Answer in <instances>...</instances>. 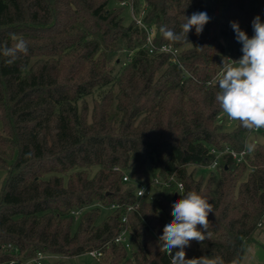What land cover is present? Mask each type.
Returning a JSON list of instances; mask_svg holds the SVG:
<instances>
[{"label": "trees", "instance_id": "16d2710c", "mask_svg": "<svg viewBox=\"0 0 264 264\" xmlns=\"http://www.w3.org/2000/svg\"><path fill=\"white\" fill-rule=\"evenodd\" d=\"M110 1L0 0V48L14 45L13 34L28 45L11 65L0 54V170L7 173L0 264L93 250L100 264H171L159 237L178 199L157 187L154 200L140 199L136 183L174 172L184 194L196 191L214 205L211 236L191 241L186 259L241 264L264 221V132L241 163L224 153L217 177L196 178L188 168H207L212 150L248 145L254 129L239 121L228 129L214 78L224 57H242L230 22L251 37L254 17L264 22V0H116L131 2L133 16L143 13V26L126 23V6L110 9ZM200 11L210 21L200 35L189 32V43L172 44L159 32L178 33L184 16ZM147 28L156 48L172 46L177 56L150 53ZM103 209H111L104 219ZM125 228L129 249L114 242Z\"/></svg>", "mask_w": 264, "mask_h": 264}, {"label": "clouds", "instance_id": "9594fccd", "mask_svg": "<svg viewBox=\"0 0 264 264\" xmlns=\"http://www.w3.org/2000/svg\"><path fill=\"white\" fill-rule=\"evenodd\" d=\"M209 21L206 11L194 12L190 17L184 16L178 33L166 26H161L159 32L172 44L188 42L189 32L194 28L200 35ZM230 25L236 40L242 44V57L238 60L223 58L221 72L214 81L218 85L215 100L228 119L239 121L243 128H264V22L259 15L254 17L251 37L238 22L231 21ZM11 39L15 41L13 46L0 48V54L7 58L5 62L9 65L19 54H28L27 42L22 37L13 34ZM254 147L247 145L249 151ZM212 212L214 205L196 191H188L172 205L173 219L164 226L159 237V250L171 257V264H225L219 256L186 259L185 248L191 241L203 242L211 236L208 216Z\"/></svg>", "mask_w": 264, "mask_h": 264}, {"label": "built area", "instance_id": "2783aa9c", "mask_svg": "<svg viewBox=\"0 0 264 264\" xmlns=\"http://www.w3.org/2000/svg\"><path fill=\"white\" fill-rule=\"evenodd\" d=\"M131 2H123L121 3L122 6H127L130 5ZM132 10V8H131ZM143 13H141L140 16H133L134 20L136 21L137 24L143 26L142 22V17ZM147 43L146 47L149 49L150 53L154 52H161V53H167L171 54L173 57H176L177 54L179 53L178 49L173 48L172 46L169 45H163L159 48H156L155 45L153 44V36H154V30L147 28ZM215 81V78H214ZM228 121L232 122L233 120L228 119ZM255 131L257 129H254ZM212 153L215 155L214 159L209 163L207 166L208 169L210 170H216L219 166L220 163V158L224 153H228L232 156V158L237 162L241 163L244 160V157L249 153V150L247 147H245L242 151L236 152L231 149H226L225 151H216L212 150ZM115 170H118V168H115ZM123 180L125 182H129L131 179L129 175H125L123 177ZM136 194L138 198L143 199V198H148L149 200H154V191L155 188L163 189V188H168L170 189V194L171 197L174 199H180L181 196L184 194V184L178 179L176 172H174L167 180H161L158 177L153 178L150 182H145V181H140L136 183ZM112 208H115L113 206ZM128 211L133 210V207L130 206L127 208ZM80 212H73V215L79 216ZM124 222L127 221V218L124 217L123 219ZM114 242L116 244H123L125 245L126 248H130V242H129V231L127 228L123 229L115 238ZM89 254L94 257V258H100L102 256V253L98 250H93L89 252ZM46 253L43 252H38L37 255L32 258L31 260L21 263V264H29L30 262H35L37 264H41L42 260L46 257ZM10 264H15V262H11Z\"/></svg>", "mask_w": 264, "mask_h": 264}, {"label": "rangeland", "instance_id": "374dc122", "mask_svg": "<svg viewBox=\"0 0 264 264\" xmlns=\"http://www.w3.org/2000/svg\"><path fill=\"white\" fill-rule=\"evenodd\" d=\"M218 2L221 1H227V0H215ZM110 9H119L121 8V2H117L116 0H111L109 3ZM122 16L125 19L126 23H131L133 21V13L130 7L126 6L122 8ZM126 52L122 51L119 54V60L118 63H114L115 59L113 60V64L115 66V69L118 70L121 66V64L126 60ZM117 58V57H116ZM100 94V91H96L92 97L88 98V102L91 105L92 98H98ZM228 118H226V125L229 130H231L234 126V121L230 122L227 121ZM263 132L264 128H257L256 131H252L248 137V145H254L256 142L260 143L263 141ZM190 171L194 172V175L196 178H203L204 180L207 179L210 176L217 177V170H210L206 167H189ZM7 173L4 170H0V192L2 190L4 181L6 179ZM245 175L243 177V180L246 179ZM216 181V178L214 179ZM111 213V209H103L101 218L104 219L106 216H108ZM77 227V222L74 224V229ZM261 230V228H260ZM262 233L259 235V233L256 235V244H252L248 250L245 253V256L243 257L241 264H264V227L261 231ZM29 264H37L35 262H30ZM41 264H100L98 258L92 257L89 253H84L78 256L74 257H61L54 254H47L46 257L42 260Z\"/></svg>", "mask_w": 264, "mask_h": 264}, {"label": "crops", "instance_id": "0c3cea01", "mask_svg": "<svg viewBox=\"0 0 264 264\" xmlns=\"http://www.w3.org/2000/svg\"><path fill=\"white\" fill-rule=\"evenodd\" d=\"M263 227H264V221H263V225L261 227V230H259V235L262 233L261 231H262Z\"/></svg>", "mask_w": 264, "mask_h": 264}]
</instances>
